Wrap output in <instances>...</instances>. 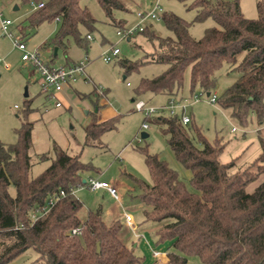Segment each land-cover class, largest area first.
Instances as JSON below:
<instances>
[{"label":"trees","instance_id":"trees-1","mask_svg":"<svg viewBox=\"0 0 264 264\" xmlns=\"http://www.w3.org/2000/svg\"><path fill=\"white\" fill-rule=\"evenodd\" d=\"M23 1L45 3L30 14L32 25L60 20L58 31L45 46L67 49L73 37L77 45L88 50L89 35L97 20L81 0ZM125 1L98 0L111 19L115 11L126 9ZM194 4L199 9L192 22L175 13L162 14L174 36L148 33L149 39L157 41L148 61L164 63L167 68L154 77L142 78L136 93L177 98L188 67L191 95L197 87L210 92L217 85V71L229 65L240 76L218 95L217 102L242 124L255 116L262 152L250 165L235 169V160H220L224 148L221 140L210 142L197 125L188 126L193 121L191 116L185 124L182 112L148 115L145 119L163 127L176 159L191 171L193 189L176 168L148 146L139 150L152 183L133 179L148 206L146 219H172L157 231L161 240L171 241L169 264H190L189 255L209 264H264V180L254 191L247 190L264 174V0L257 4V18L244 15L240 0H194ZM209 17L217 25L206 28L199 39L191 36L190 26ZM81 26L88 29L85 36ZM122 63L127 72L137 67L129 60ZM118 123V115L88 123L84 145L100 147L102 136L117 129ZM18 136L16 143L0 141V264L13 262L29 248L38 252L43 264H143L121 240L120 222L108 224L101 210L89 212L84 220L79 216L83 202L75 190L86 183L85 173L97 169L55 144L51 164L33 177V123L23 122ZM41 158L50 159L46 153ZM11 185L15 195L10 192ZM52 197L58 198L54 206L34 220L36 209ZM74 228H81V233L73 234Z\"/></svg>","mask_w":264,"mask_h":264},{"label":"rangeland","instance_id":"rangeland-1","mask_svg":"<svg viewBox=\"0 0 264 264\" xmlns=\"http://www.w3.org/2000/svg\"><path fill=\"white\" fill-rule=\"evenodd\" d=\"M125 2L126 9L115 11L111 19L106 16L98 0H81V5L87 7L97 20L90 32L88 50L77 45L74 38L70 37L67 49L54 47L57 56L54 58L56 64L53 66H68L67 61H70L69 65H73L86 58L89 60L86 62L85 73L78 75L75 79L77 81L72 83V96L68 99V104L61 100V105L58 106L57 98L46 96L43 78L33 65L30 64L32 68H25L13 65L12 61L22 57V52L14 45L15 38L18 37L26 39L30 52L38 51L43 59L48 57V50L53 46L46 47L45 43L58 31L60 20H45L34 26L29 19L33 12L30 2L0 0L2 17L13 20L10 31L14 37L3 32L0 19V141L16 143L19 139L18 129L22 123L26 121L33 123L31 150L33 177L51 164L55 156V144L70 154L79 155L83 161L90 162L97 170L85 173L83 178L86 183L75 190V195L83 202L79 212L81 219H86L91 211L101 210L102 217L108 224L121 223V240L142 258L143 264H169L162 262V258L166 257L171 241L161 240L157 231L160 226L172 219L164 222L146 219L145 210L148 206L143 202L141 189L131 175L152 183L149 168L139 150L140 147L146 146L151 152L159 153L176 168L190 189H193L189 181L192 173L176 159L167 143L163 127L147 121L145 118L148 114L135 108V102L139 100H143L147 107L168 105L171 96L160 93L137 95L136 91L142 78L154 77L167 68L164 63L148 61L157 46V41L149 39L148 33L161 37L174 36L166 26L162 14L175 13L192 22L199 7L194 4V0H159V5L163 9L161 17L145 19L142 24L145 31H137L128 38L119 34L121 27L131 28L137 25L140 20L137 13L149 12L156 0ZM258 2L259 0H240L242 12L246 17H258ZM214 25H217L216 21L209 17L204 22L193 23L189 32L191 36L199 39L204 36L206 28ZM80 29L85 36L88 29L83 26ZM115 47L119 48V54L112 56L111 61H105L104 56L108 53L111 55ZM122 60L137 64L136 69L127 72ZM5 63L13 67L5 68ZM190 72L191 68L188 67L177 100L192 98ZM216 74L218 76L216 87L187 108V114L193 118L188 126L197 125L210 142L221 140L224 145L220 154L222 162L235 160V169L245 168L262 152L258 139L259 126L255 116L251 115L248 122L242 124L231 115L230 109L221 107L218 102L209 101L208 93L221 94L240 76V72L229 65H224ZM96 89L101 94L100 98L95 93ZM200 92L201 89L197 87L195 93ZM102 98L107 99V107L112 108L118 115V128L102 136L100 147H83L84 127L103 113L100 105ZM98 105L101 108L96 111ZM90 110L91 113L88 114ZM164 114L169 115L168 109ZM144 122L149 124V128L144 129L148 133L146 138L141 134ZM233 127H237V131H232ZM262 128L264 129V125ZM196 143L202 146L200 142ZM45 153L50 159L41 158ZM92 176L111 184L116 183L120 198L116 199L103 190H92L89 186ZM263 180L264 174L251 183L247 190L254 191ZM9 189L11 194L15 195V187L11 185ZM126 214L132 216V224L126 221ZM156 251L162 257H155ZM187 257L190 264H209L197 255ZM15 263L43 264L39 260L38 252L33 248H29L9 264Z\"/></svg>","mask_w":264,"mask_h":264},{"label":"built area","instance_id":"built-area-1","mask_svg":"<svg viewBox=\"0 0 264 264\" xmlns=\"http://www.w3.org/2000/svg\"><path fill=\"white\" fill-rule=\"evenodd\" d=\"M32 9H40L42 8L45 3L43 1L37 2V3H32ZM163 12V9L159 5V0H156V3L153 6V9H151L149 12H138L137 16L139 17V23L131 28H123L119 30V34L123 37H128L131 38L137 31H143L144 28L142 27L143 21L147 18H152V19H158L161 17V14ZM0 19H1V28L3 32L6 34L10 35L13 37L12 32L10 31V26L13 24V20L11 18H3L2 14L0 13ZM14 38V37H13ZM89 38H91V35H89ZM14 45L16 48H18L22 52V57L21 60L23 62L30 63L33 65L37 72L41 74V77L43 78L44 81V86L46 89H49L50 87L52 90L50 91L49 97L50 98H57L58 99V93L63 89L64 85L70 81V80H75L78 75L84 74L85 73V66L87 60L89 58H86L85 60L79 61L77 63H74L73 65H68V66H61V67H56L48 62H46L41 54L36 51V52H30L27 48L26 42L23 40L22 37L15 38ZM120 50L119 48L115 47L113 48L111 55L109 53L104 56L105 61H111L112 56H116L119 54ZM18 63L17 59H14L12 61V64L16 65ZM5 66L9 67L11 64L5 63ZM205 91L201 90L199 94L195 93L191 100L189 99H178L176 97H171L169 100L168 105H161V106H149L147 107L146 103L143 100H139L135 102V108L137 110H144L148 115H155V116H162L164 115V112L166 109H168L169 114L174 115L177 112H182V119L185 124H188L191 120L190 116L187 114V108L193 103L197 102L200 100L203 96H205ZM209 98V101L212 103L217 102L218 94H209L207 96ZM183 100V101H179ZM56 105H61V101H57ZM143 129H148L149 124L147 122H144L142 125ZM232 131H237V127H233ZM142 134V132H141ZM89 186L92 190H100V189H106L109 191V193L116 199L120 198L119 190L116 186L113 184L107 182V181H102L97 178L91 177L89 181ZM64 191L61 192V195H64ZM57 197H52L48 200V202L44 205H40L36 211L33 213L32 218L34 220H38L40 217L44 216L49 212V210L54 206L55 202L57 201ZM126 221L129 224H132V216L129 214H126ZM73 234H80L81 233V228H74L72 230ZM156 256H160L159 252H155Z\"/></svg>","mask_w":264,"mask_h":264},{"label":"crops","instance_id":"crops-1","mask_svg":"<svg viewBox=\"0 0 264 264\" xmlns=\"http://www.w3.org/2000/svg\"><path fill=\"white\" fill-rule=\"evenodd\" d=\"M23 38V37H22ZM23 40L26 42V39H24L23 38ZM47 47V46H46ZM48 48H51V47H48ZM18 49V48H17ZM19 50V49H18ZM20 51V50H19ZM49 52V56L48 57H45L44 59H45V61H47L49 64H51V65H55L56 64V62H55V57L57 56V52H56V49L54 50V47L53 48H51L50 50H48ZM17 60H18V63L16 64L17 66L18 65H20V66H22V67H25V68H32V66L30 65V63H27V62H23L22 60H21V58H16ZM77 61V60H76ZM68 62H70V61H67V63ZM72 63V62H71ZM10 67H13V66H9V67H7V66H5V68H10ZM43 81V80H42ZM75 81H77V80H70V81H68L65 85H64V87H63V89L58 93V100H62L63 102H66L67 104H68V99L72 96V89H73V87H72V83L73 82H75ZM42 84L44 85V81L42 82ZM45 87V86H44ZM50 91L51 90H49V89H44V92L46 93V96H48L49 97V94H50ZM95 93H96V95L98 96L99 95V98H100V95L101 94H99V91L96 89V91H95ZM169 96V95H168ZM135 101V100H134ZM99 102H100V100H99ZM107 99L106 98H102L101 99V102H100V105H102V109H101V111L103 112L102 114H100V116H98V118H96V120L97 121H102V120H105V119H108V118H111V117H114V116H116V113H115V111L112 109V108H110V107H107ZM164 105V104H163ZM97 108H96V111L97 110H99V107L98 106H96ZM101 108V107H100ZM88 114L89 113H91V110L90 111H88L87 112ZM142 130V132H145L144 131V129L142 128L141 129ZM84 135H85V132H84ZM84 141H85V139H84ZM83 147H92V146H87V145H84V143H83ZM132 177L134 176V175H131ZM93 177V176H92ZM98 179V178H97ZM113 185H115L116 187H117V184L116 183H113ZM100 190H103V191H105V192H108L109 193V191L108 190H106V189H100ZM110 194V193H109ZM111 195V194H110ZM112 196V195H111ZM113 197V196H112ZM155 257H157V258H159L158 256H155ZM160 257H162L161 255H160ZM162 262H164V263H169L168 262V253H167V255H166V257L165 258H162ZM15 264H17V263H15Z\"/></svg>","mask_w":264,"mask_h":264},{"label":"water","instance_id":"water-1","mask_svg":"<svg viewBox=\"0 0 264 264\" xmlns=\"http://www.w3.org/2000/svg\"><path fill=\"white\" fill-rule=\"evenodd\" d=\"M210 93H208V95H209ZM135 99H132V101H134ZM142 137L143 138H146V137H148V133H146V132H142ZM84 182H86V180H84Z\"/></svg>","mask_w":264,"mask_h":264}]
</instances>
